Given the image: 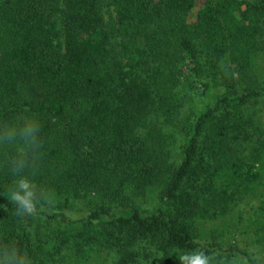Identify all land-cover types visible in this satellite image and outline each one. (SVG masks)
Here are the masks:
<instances>
[{
  "label": "trees",
  "instance_id": "trees-1",
  "mask_svg": "<svg viewBox=\"0 0 264 264\" xmlns=\"http://www.w3.org/2000/svg\"><path fill=\"white\" fill-rule=\"evenodd\" d=\"M263 99L264 0H0V264H259Z\"/></svg>",
  "mask_w": 264,
  "mask_h": 264
},
{
  "label": "rangeland",
  "instance_id": "rangeland-1",
  "mask_svg": "<svg viewBox=\"0 0 264 264\" xmlns=\"http://www.w3.org/2000/svg\"><path fill=\"white\" fill-rule=\"evenodd\" d=\"M202 3V0H200ZM264 100V99H263ZM257 115V119H263L264 115V103L259 108L254 111ZM249 113V111H247ZM261 114V117L259 116ZM264 127V123H263ZM261 193L263 196L254 200H246L240 204V206L229 216L227 220L228 230L227 234H225V238L227 242H233L237 244L239 247L246 249L250 252H254L255 256L259 260V264H264V242H255V238H257L252 229L246 228L249 225L248 219L252 215V208L263 204L264 205V187L261 188ZM50 224V223H49ZM68 225L57 224L52 222V224L47 225L45 221L41 220L34 224L33 232H40L39 236L32 235L33 240H37L39 237H44L45 235H50L55 229H65ZM246 230L247 232H245ZM244 232V233H243ZM116 255L114 253H102L99 257H95L92 264H115Z\"/></svg>",
  "mask_w": 264,
  "mask_h": 264
},
{
  "label": "clouds",
  "instance_id": "clouds-1",
  "mask_svg": "<svg viewBox=\"0 0 264 264\" xmlns=\"http://www.w3.org/2000/svg\"><path fill=\"white\" fill-rule=\"evenodd\" d=\"M38 131H39L38 125H36L35 123H29L28 125H26L25 134L22 138V144L24 147L30 149H34L38 147V140H37ZM5 140L7 143H13L14 141L17 142L16 138L12 135L7 136ZM22 186H26V185L22 184ZM10 198L13 200L26 199V198L18 197L15 194H12ZM24 210L28 215L30 216L33 215L32 210L27 203L24 204ZM13 252L16 255L15 249L13 250ZM182 259L185 260L187 264H209V258L204 256L203 253H195L191 256H183Z\"/></svg>",
  "mask_w": 264,
  "mask_h": 264
}]
</instances>
